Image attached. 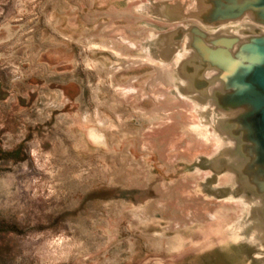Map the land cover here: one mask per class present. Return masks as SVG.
<instances>
[{
    "label": "rangeland",
    "instance_id": "obj_1",
    "mask_svg": "<svg viewBox=\"0 0 264 264\" xmlns=\"http://www.w3.org/2000/svg\"><path fill=\"white\" fill-rule=\"evenodd\" d=\"M151 1L0 0V264H207L244 245L238 203L207 185L215 140L151 61L171 27L137 11ZM242 249L232 264H264Z\"/></svg>",
    "mask_w": 264,
    "mask_h": 264
},
{
    "label": "water",
    "instance_id": "obj_2",
    "mask_svg": "<svg viewBox=\"0 0 264 264\" xmlns=\"http://www.w3.org/2000/svg\"><path fill=\"white\" fill-rule=\"evenodd\" d=\"M136 8L171 26L148 42L151 61L174 65L178 94L198 115L195 128L215 140L217 151L202 165L207 185L222 193L217 199L238 203L241 247L264 262V0H156ZM242 248L211 253L206 263L232 264Z\"/></svg>",
    "mask_w": 264,
    "mask_h": 264
},
{
    "label": "bare ground",
    "instance_id": "obj_3",
    "mask_svg": "<svg viewBox=\"0 0 264 264\" xmlns=\"http://www.w3.org/2000/svg\"><path fill=\"white\" fill-rule=\"evenodd\" d=\"M135 62V61H134ZM130 66V65H129ZM170 75V74H169ZM178 104V103H177ZM169 106V105H168ZM194 109V108H193ZM187 110V109H186ZM194 112V111H193ZM188 113V112H187ZM192 113V112H190ZM190 115V114H189ZM188 116V115H187ZM193 119V118H192ZM199 121V120H198ZM171 207V206H170ZM234 208V207H233ZM146 210V209H145ZM233 212V211H232ZM201 216V215H200ZM179 217V216H178ZM137 218V217H136ZM185 218V217H184ZM171 219V218H170ZM177 219V218H176ZM214 229V228H213ZM202 233V232H201Z\"/></svg>",
    "mask_w": 264,
    "mask_h": 264
}]
</instances>
